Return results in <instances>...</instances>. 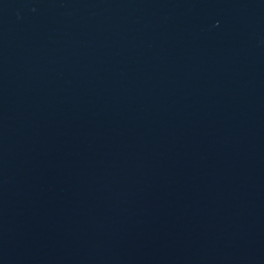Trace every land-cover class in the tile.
Listing matches in <instances>:
<instances>
[{"label":"water","instance_id":"95a60500","mask_svg":"<svg viewBox=\"0 0 264 264\" xmlns=\"http://www.w3.org/2000/svg\"><path fill=\"white\" fill-rule=\"evenodd\" d=\"M0 264H264V0H0Z\"/></svg>","mask_w":264,"mask_h":264}]
</instances>
